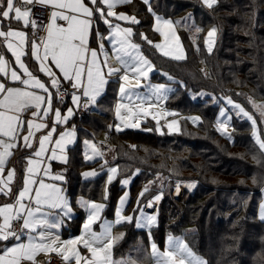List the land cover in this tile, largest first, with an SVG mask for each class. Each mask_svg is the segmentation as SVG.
<instances>
[{
	"label": "snow or ice",
	"instance_id": "obj_1",
	"mask_svg": "<svg viewBox=\"0 0 264 264\" xmlns=\"http://www.w3.org/2000/svg\"><path fill=\"white\" fill-rule=\"evenodd\" d=\"M202 2L210 9L217 4V0ZM129 3L131 0H0V48H6L11 57H14L13 62L0 52V196L12 201L0 205V264H46L43 258L52 253L61 258L62 264H140L137 259L132 258L116 260L113 255L116 244L125 235L120 233L114 236V225L123 226L133 222L137 229H149V264H209L181 237L169 234L163 251L152 240L151 229L157 225L158 217L148 215L143 208H139L140 198L148 193V186H145L137 199L139 217L122 215L129 198V193L125 192L119 200L115 221L101 222L99 232L93 226L101 221V212L106 205L79 198L76 205L87 213L81 234L61 239L59 229L65 218H73L74 211L65 189L56 183L64 182L65 176L63 173H53L51 162L68 164L66 148L73 143L76 135L74 129L58 132V125L67 124L74 114L73 108H68L64 114L54 107L57 95L63 99V94L59 93L61 83L67 82L75 90L71 94V101L78 108L82 98H87L85 107L96 105L111 78L116 77L112 82L119 85V99L115 104V118L119 123L110 125L109 128L114 127L117 132L122 130L121 125L138 127L140 116H148L149 109L156 106L152 100L157 103L166 100L167 93L171 91L163 84L144 83L149 79V73L154 71L152 61L141 52V45L132 41L134 32L131 27L122 28L119 23L113 24L109 20V17H114L117 21L140 23L135 16L114 11L118 5ZM143 3L152 12L150 0H143ZM37 5L50 10L44 36L38 35L39 31L45 29L39 28L33 18V8ZM152 15L156 21L153 31L163 40L161 43H153L143 33H140L141 39L163 57L175 61L187 60L174 30L175 25L181 21L165 19L154 12ZM96 21L107 25L110 33L108 37L100 33ZM13 24L19 27L14 28ZM27 28L32 30L30 36L24 31ZM94 29L98 38L97 48L90 46ZM201 31L202 29L195 28V32ZM216 33L217 29L213 27L204 39L209 53L213 50ZM105 39L111 41L112 58L119 67H113L109 62L110 57L103 43ZM173 41L175 51L170 50ZM193 42L195 43L194 40ZM26 55L36 61L35 72L43 73L48 77L47 81H42L30 70L22 59ZM54 69L58 70L59 75ZM204 74L207 76L206 72ZM164 75L169 80L173 79L166 72ZM142 88L147 90V95L137 91ZM50 89L57 91L53 93ZM247 100L255 112H249L231 98H228L227 103L238 110L237 115H242L251 122L252 137L260 155L264 157V129L260 127L264 125V103H256L251 96ZM29 112L31 118H26ZM225 114L221 110L220 115ZM163 115L176 114L165 112ZM153 119L156 117L153 116ZM190 119L196 123L200 118ZM177 123L173 120L167 127L170 131L175 130ZM217 123L218 130L223 129L221 134L226 135L228 120H218ZM156 130L159 131V127ZM37 133L42 134L37 136ZM228 138L231 139L230 136ZM84 144L91 148V154L85 152V160L104 157V152L92 141L85 140ZM49 145L54 146L49 148ZM16 150L26 153V163L19 186L13 191L18 172L15 166L8 168L7 164ZM253 158L257 159L255 156ZM117 171L116 167L108 169L109 184ZM82 175L85 178L94 177L97 172H85ZM45 178L51 182H46ZM253 179L255 182V178ZM121 183L127 185L129 180L124 179ZM261 191L264 192V187ZM161 198V195H156L148 200L145 207L152 208ZM104 199H107V195ZM259 208V220L264 222V202ZM25 236L26 242L22 239Z\"/></svg>",
	"mask_w": 264,
	"mask_h": 264
},
{
	"label": "trees",
	"instance_id": "obj_2",
	"mask_svg": "<svg viewBox=\"0 0 264 264\" xmlns=\"http://www.w3.org/2000/svg\"><path fill=\"white\" fill-rule=\"evenodd\" d=\"M150 4L154 12L172 19L191 12L194 21L202 29L195 43L188 37L186 30L179 29L187 55L185 61L163 57L140 38L141 47L157 70L167 72L173 77L171 83L178 85L168 96L166 105L179 113L197 114L199 122L194 124L185 117L180 120V130L175 133L157 132L148 122H145L146 125L144 123L145 128L142 129L129 128L120 133L115 132L109 128L113 117L110 110L112 97L116 88L111 81L104 95L107 109L88 115L76 114L75 119L87 125L92 134L104 130L107 132V138L114 147L120 176L139 170L130 185V205L150 179L158 173L166 174L164 166L153 163L152 159L160 160V152L165 150L162 148L169 143L172 150L168 155L179 158L180 163L196 173V177L192 175L196 188L190 193L183 191L181 198L175 199L170 189L164 190L167 193L158 204L157 225L151 230L160 246L166 233H180L209 264H264L263 258H259L257 263H253L250 258L264 250V222L259 220L258 215L261 188L264 187V157L260 155L252 137L251 122L231 118L233 129L229 139L228 135H222L215 128L218 105L213 103V99L193 100L188 94L189 89L204 90L217 97L227 96L244 107L248 96L264 100V0H217L211 9L199 0H150ZM127 6L129 10L133 6V12L140 19V30L147 39L155 40L152 12L139 0ZM210 26L218 29L217 41L211 53L203 43V32ZM152 76L157 81L165 80L159 72ZM206 136H211L206 147L191 155L203 163L202 168L199 163L186 158V155L176 156L183 147L199 150L198 143L206 140ZM133 145L136 147H131ZM208 161L211 165L205 166L204 162ZM76 169L73 165L68 182L69 193L72 196L80 193L91 199H101L103 178L80 181ZM261 172L262 177L259 176ZM172 174L177 175V172ZM182 175V179H187V173ZM120 190L118 181L110 185L106 215L112 214ZM154 193L155 190L150 188L140 198L141 202ZM122 227L125 235L116 244L115 254H123L137 242L138 236H145L134 223Z\"/></svg>",
	"mask_w": 264,
	"mask_h": 264
},
{
	"label": "rangeland",
	"instance_id": "obj_3",
	"mask_svg": "<svg viewBox=\"0 0 264 264\" xmlns=\"http://www.w3.org/2000/svg\"><path fill=\"white\" fill-rule=\"evenodd\" d=\"M199 1L202 2V0H199ZM155 14H158V13H155ZM159 15L161 17L165 18V19H170V20H173V21H181L180 24H177L174 27V30L176 32V35L179 37L180 42H181V39H180L179 29L186 30L188 32V35H189L188 37H190V39L192 41L194 40L196 42V40L199 37L200 32L199 33L195 32V28H197V27L200 28V26L194 21L191 12H188L184 16H181V17H178V18H175V19H172L170 17H166L163 14H159ZM188 17H190V18H188ZM155 24H156V21H155V17H154V26H155ZM213 27H215L217 29L216 26H210L209 28L204 30V32H203V43H204V39L207 37L208 31L210 29H212ZM217 33H218V29H217ZM217 33H216V36L214 38L215 39V43L213 45V48H214V46L216 44V41H217ZM162 40H163V38L158 34V38H157V40L154 43H161ZM181 44H182V42H181ZM182 46H183V44H182ZM204 46H205V44H204ZM205 48H206V46H205ZM170 50L171 51H175V43H174V41L170 45ZM206 50H207V48H206ZM106 51L108 52L109 57H111L110 50L106 49ZM184 51H185V49H184ZM155 70H156V68L154 67V71ZM205 70H206V68H205ZM158 71L159 70H157V72ZM164 73H165L164 71H159V75L162 76V77L165 76ZM151 74L152 73H149V79L145 83H151L150 82V80H151L152 82H154V83H151V84H153V85L163 84L167 88H171V91H172V89L174 91V89L178 86L177 84H174V82L170 83V82H165V80L164 81L153 80ZM179 83L182 85V82L179 81ZM237 88H239V87L237 86ZM188 94L191 97V99H193V100H206L207 97H211L213 99V103L218 105V107H217V117H216V121H215V128L217 130L219 128V125L217 123L218 120H220V121L228 120V125H227V128H226V132H227L226 135H228L230 137H231V130L233 129V127H232V119L231 118L235 117L237 119H246L247 120V118L243 117L242 115H237L238 110L227 103V100H228L227 96L217 97L214 94H212L210 92H206L204 90H202V91L201 90L200 91H193V90H190V89L188 90ZM167 98H168V96H167ZM252 98L255 100L256 103H264V100H262V99H257L255 97H252ZM166 101H167V99L163 100L162 101L163 103L160 106L164 107V108L166 106L167 108H169L166 105ZM246 102L248 103V100H246ZM164 103H165V106H164ZM234 103H236V102H234ZM247 103H246V107L247 108L245 107V109L248 110L249 112H255L256 110L252 108L251 104H249V103L247 104ZM69 106H71V105H69ZM242 107H244V106H242ZM77 110H78V108L74 107L75 115H76V113H78ZM221 110L225 111V113H226L225 116H221L220 115ZM157 111L162 117L163 116V112L160 111V110H157ZM168 111H170L171 113H175L176 115L167 116V117H164L161 120H159L158 117H157L156 120L159 121V124L156 123L155 129H157V127H159V129H160L159 131L156 130L157 132H161V133L162 132H166V133L178 132L180 130V123H181L180 120H182V118L187 117L188 120H190L193 123L192 119H190V118L199 117L197 114L179 113V112H177V111H175V110H173L171 108H169ZM112 112H113V116L115 117L114 107H113ZM257 115H258V113H257ZM229 117H230V119H229ZM173 120L177 121L178 123L175 126V130L170 131L169 128L167 127V125L169 123H171ZM198 122H196V123H198ZM196 123H194V124H196ZM142 127H144V126L139 124L138 127H127V128L134 129V128H142ZM260 127L262 129H264V125H260ZM124 129H126V127ZM218 131L221 132V131H223V129L222 130H218ZM85 139L86 138H83L82 142H81L82 149H83V142H84ZM205 139L206 140H202V141H200L198 143L199 150L194 149V148H189V147H183V148H181L183 150L177 152L176 156L186 155V158L190 159V161L192 160L194 163H196V162L199 163L200 167L202 168L203 163L196 156H191V155H195L200 150H202L204 147H206V145H207L206 143H207L208 140L211 139V136H206ZM100 140L102 141L103 145L109 147V150L107 152L108 153L110 152L113 155V157L111 159H108V161L111 164H109V165L107 164V171H106V179L107 180L105 181L104 188H103V198L99 199V200H92V199H89V198H86V197H83V198L86 199V200H90L92 202H95V203H103V204H105L104 197H105V195H107V197H108L109 188H110L109 187L110 184L108 183V169L111 168V167H116V165L114 163L112 164V162H113V160L115 158V152H114V148L108 142V140L105 137V135H103L100 138ZM93 143L98 145L94 141H93ZM99 147L101 148V146H99ZM171 148H172L171 143L167 144L165 147L162 148V149H165V150H162L160 152V154H161L160 160L152 159L153 163H157V164H159L161 166H164V168L166 170V174L158 173V174H156V176H154L152 179H150L149 182H147L145 184V186L149 187V190H150V188L155 190V193L151 197H148L145 202H141L140 205H139V208H143L144 213H146L148 215H157L158 216V214H157V212H158V204L162 200L163 196H165L166 193H167L164 190L170 189V194L172 195V197L174 196L175 199H179V198H181L184 195L183 191H186V192L190 193V192L193 191V189L196 188V182H195V180H192V175L194 177H196L195 176L196 173H193L191 168H186L183 165V163H180L181 161H180L179 158L176 159V157H172L171 155H168V154H170V152L172 150ZM88 152L91 153V148L90 147L88 149ZM142 152H141V155L147 157V154H142ZM104 157L106 158V155H104ZM104 157L101 158V159H104ZM169 157H171V158H169ZM161 158H163V159H161ZM166 158L167 159L169 158L168 162H165ZM204 165L205 166L206 165H211V163L209 161L208 162H204ZM261 167H263L262 164H261ZM85 169H88V168H85ZM91 171H95V169L94 168H89L87 170V172H91ZM174 172H177V175L172 174ZM182 173H187V175H185L187 177L184 176L187 179H182V177H181V176H183ZM259 176L262 177L263 176V172H261L259 174ZM175 177H177V178H175ZM116 178H117V173L115 174V177H114L113 181ZM124 179H128L129 180V184L123 185L121 182ZM132 179H133L132 176H128V177L125 176V177H122L120 179V186H122V188H121V190H120V192H119V194H118V196L116 198V201H115V204H114V208L112 210V214L109 215V216L108 215L106 216V214L104 215L105 208H106V206H105L104 210L101 212V221L97 222V224L93 226L95 231H97V232L100 231V226L99 225L104 220H107L109 222L115 221V219H116L115 212H116L117 207H119V200L124 195L125 192L129 193V198H128L127 203L123 207L122 215H124V216L131 215V216H134V217H139L140 216V212L138 210V205H137V199L139 197L140 192L145 188V186H144V188H143V186L141 187V189L138 192V196H137L136 200H134V202L130 205L131 198H132V194H131V190H130V182H131ZM177 187H179V191H177ZM156 195H161L162 198L158 202H155L152 208L145 207V205L147 204L148 200L152 199ZM262 202H264V192H262V200L260 201L259 205ZM258 208H259V206H258ZM134 210H136V211H134ZM73 211H74V216H73V218L71 219V222H70L71 223V236L72 237H76V236H79L81 234V228H82L84 220L86 219L87 213L85 212L84 209L81 210V208H79V207H77V208L73 207ZM77 219H80V221H78ZM134 226H135V223H134ZM119 227H121V226H119ZM115 228H116V226L114 225V227H113V235L114 236H115ZM119 229H120L119 230L120 232H123L122 228H119ZM139 230L144 232L145 236H138L139 238L137 239V242L134 243L133 245H131L127 249L126 254L124 253L125 254V258L137 259L140 262V264H149V253H150V240H149V235H148L149 229H139ZM185 231L187 232L188 228L185 229ZM169 234H171L174 237H181V238H183L185 240L184 234H180L179 233L178 235H174L172 233H166L165 236H164L163 244L160 246L157 243V241H155V239L152 236V240L158 245V247L160 248L161 251H163L164 248L167 246V237H168ZM151 235H152V231H151ZM263 236H264V234H263ZM122 256L123 255L120 256V259L122 258ZM146 257H148V259ZM250 258H251V261L253 263H257L259 258H263L264 259V250H262L261 252H257L255 254H253Z\"/></svg>",
	"mask_w": 264,
	"mask_h": 264
},
{
	"label": "crops",
	"instance_id": "obj_4",
	"mask_svg": "<svg viewBox=\"0 0 264 264\" xmlns=\"http://www.w3.org/2000/svg\"><path fill=\"white\" fill-rule=\"evenodd\" d=\"M133 1L134 0H131V3ZM139 1H142L143 2V0H139ZM150 6H151V4H150ZM146 7L149 9V6L148 5H146ZM133 10H134L133 9V6H131V10H129L127 4L126 5H118L114 9V11H116L117 13H124V14H127L128 16H135V18L140 21L138 15L135 14L133 12ZM152 12H154V11L152 10ZM154 13H156V12H154ZM159 14L160 13H158L156 15H159ZM109 20H111L113 24L119 23L122 28H124V27H131L133 29V32H134V35L131 37L132 41L134 43H138V44L141 45L140 33H143V32L140 30V23H138V24H131L129 21H123V20L117 21L114 17H109ZM96 25L98 26L100 33H103L105 37H108L110 35V33L108 31V28H107V25L103 24L100 21H96ZM13 27L14 28L19 27V25L13 24ZM152 27L154 29V16H153ZM24 31H26L29 34V36L31 35V28L24 29ZM143 34L145 35V33H143ZM157 38H158V33H156V38H155V40H153V43L157 40ZM103 43L105 45V50L106 49L110 50L111 57H110L109 62L111 63V65L113 67H119V65L116 64L115 60L112 58V43H111V41L109 39H105L103 41ZM97 45H98V38L95 35V29H94L93 30V33H92V35L90 37V46L92 48H97ZM26 51H27V49H26ZM0 52H3V54L6 56V58H8V59H10V60H12L14 62V57H11V53H8L7 50H6V48H0ZM141 52L150 60V58L147 56V54L145 53V51H144V49L142 47H141ZM22 59L29 66L30 70H33L34 71V74H36L42 81H47L48 80V77L45 76L43 73H36L35 72L36 61L33 58H31L30 56L26 55V56L22 57ZM153 65H154V63H153ZM154 67L156 68L155 65H154ZM55 71L59 75L58 70H55ZM156 72H157V68H156L155 71L151 72L152 73L151 75H153ZM164 77H165V82H170L171 83V80H169L166 76H164ZM152 79L155 80L153 78V76H152ZM115 80H116V77H112L111 78V82L112 81H115ZM150 82L151 83H154L151 80H150ZM9 84H12V82L9 81ZM13 86H15V85H13ZM115 86H116V88H115V94H113V97H112L113 102H112V106H111V109H110V110H113V107H114V113H115V104H116L117 100L119 99V95H118V87H119V85L117 83H115ZM169 89H171V88H169ZM50 91H52L53 93H56V89H50ZM74 91H75L74 89L69 90V93L67 94L66 99H61L57 95L56 98L54 99V107L59 108L61 110V112L64 113V114H66L68 108H73L74 109L75 106L72 104V101H71V94ZM137 91L138 92H141L144 95H147L148 94L147 93V90L146 89H143V88L142 89H137ZM172 91H173V89H172ZM172 91H169L167 93V96H169L170 93H172ZM106 92H107V86H106L105 92L102 95V97L98 98L97 104L96 105H89V110L90 111L87 112L88 114L91 113V112L92 113L93 112H100V111H102V109H104V110L107 109V105H106L107 98H105V96H104L106 94ZM86 99L87 98H82L81 101H85ZM162 101H160V102L157 103L153 99L152 100V103L156 104V106L153 107V108H151V109H149V113L150 114L148 116H143V115L140 116V118H139V124L142 125V126H144L142 128H145V125H146L147 122H148V125H152V128H153V127L156 126V123H157V120L156 119H157V117H158L159 120L163 119L164 117H167L165 115H163L162 117H161V115H157V114H159L157 110H160L163 113L170 112V111H168L169 108H167L165 106V103H164L165 108L160 106L163 103ZM69 105H71V106H69ZM112 115H113V112H112ZM153 116H155L156 119H153ZM26 118H31V113L30 112L26 114ZM117 123H119V121H117L116 118L113 116L112 117V121H111V125H115ZM144 123H145V125H144ZM121 127H122V130L121 131L125 130L124 129L125 127H123L122 125H121ZM142 128H134V129H142ZM73 129L75 130V133H76L75 139H74L73 143L69 144L67 146V148H66V155L68 156V160H69L68 164L65 165V164L60 163L59 161H53V162H51V171L53 173H63L64 174L65 181L64 182H56V183L60 184L65 189L66 195L68 196L70 202L73 204V207L74 208H77L79 206L76 205V203H75L76 200H78L81 197H86V198H89V197H87V196H85L83 194H80V193H77V194H75V195L72 196L69 193V190H68V182H69V177L71 175V170L73 169V165H75L77 167V169H76V172L77 173L76 174H77V176H78V178H79L80 181H91V180H94L96 178H103L102 197H101V199H102L103 198V188H104V184H105V181L107 180L106 179L107 164L108 165L111 164L108 161V159H111L113 157V155L110 152L109 153L107 152L109 150V147L103 145L102 141L100 140V138L103 135H105L106 138L108 137L107 132L105 130L102 131V132H100L99 134H92L91 132H89V130H88L89 127L87 125L84 126V125L81 124V121H78L77 119H75V113L70 117V119L68 120L67 124H60V125H58V132L59 131H71ZM112 129L115 132H117L114 127ZM126 129H129V128L126 127ZM119 133H120V131H119ZM41 134L42 133H37V136H39ZM83 138H86L85 140H89V141H92V142L94 141L99 146H101V150L104 152V155H106V158L104 157V159L97 158L96 160H85L84 154H85L86 151L88 152L89 147H86L85 144H84V142H83V149H82L81 142H82V139ZM107 140L110 143V141H109L108 138H107ZM53 146L54 145H49L48 147L51 148ZM112 147H113V145H112ZM58 154H59V152H58ZM89 154H91V153H89ZM25 155H26V153L24 151H22V150H16L15 153H14V155L10 158V160H9V162L7 164V167L8 168H12L13 166H15L16 169H17V172H18L17 182H16V185L13 186V191H16V188L19 186L20 178H21V175L23 173V169L25 168V163H26V161L24 159ZM115 159H116V154H115V158H114L112 164L114 163L116 165L118 171H117V178L114 181H112V183L115 182V181H118L119 187L122 188V186H120V179L122 177L132 176V178L135 179V176H137L138 174H137V170H134L129 175L120 176L119 166L115 162ZM105 161H107V163H105ZM102 165H103V167H102ZM85 168H88V169L89 168H94L95 171L97 172V175L94 176V177H87V178H85L82 175V173H85L88 170V169H85ZM138 173H139V170H138ZM45 179H46V182H51V181H48L47 178H45ZM132 180H131V182H132ZM192 180H194V179H192ZM131 182H130V185H131ZM110 185H109V187H110ZM144 186H143V188H144ZM108 198H109V193H108L107 199ZM89 199H91V198H89ZM107 199H104L105 204H106ZM92 200H95V199H92ZM8 202H11V201L8 200L7 198L3 197V196H0V205H3L4 203H8ZM259 213H260V209L258 210V215H259ZM104 215H105V212H104ZM70 222H71V219H66L65 218L64 224L59 229V232H60V235H61V239L62 240H66V239H69V238H74V237L71 236V223ZM119 228H122V230H123V227L122 226L121 227L116 226V228H115V236L119 235L120 233H125V230H123V232H120L119 231L120 230ZM22 239H24V241L26 242V236L23 237ZM12 243H14V241ZM124 253L126 254V252H124ZM124 253L123 254H115V252H114L113 255H114V258L116 260H120V256L121 255H123L122 258H125V254ZM47 258L48 257H44L43 259H45V261H47ZM146 258L148 259V257H146Z\"/></svg>",
	"mask_w": 264,
	"mask_h": 264
},
{
	"label": "built area",
	"instance_id": "obj_5",
	"mask_svg": "<svg viewBox=\"0 0 264 264\" xmlns=\"http://www.w3.org/2000/svg\"><path fill=\"white\" fill-rule=\"evenodd\" d=\"M49 12H50V10L48 8H44V7L39 6V5H37L33 8V18L36 20L38 27L45 29V31H39V33H38L39 36L46 35V26L48 23ZM71 89L72 88L68 83H66V82L61 83V86L59 88V93L63 94V99H66V96L69 93V90H71ZM58 97H60V96L58 95ZM77 111H78V113H77L78 115H83V114L87 113L88 111H90L89 105L87 107H85V101H81L80 106L78 107ZM49 261H50V264H62L61 258L58 255H56L55 253H52L48 256L46 264Z\"/></svg>",
	"mask_w": 264,
	"mask_h": 264
}]
</instances>
